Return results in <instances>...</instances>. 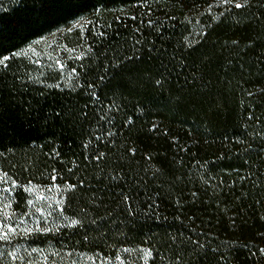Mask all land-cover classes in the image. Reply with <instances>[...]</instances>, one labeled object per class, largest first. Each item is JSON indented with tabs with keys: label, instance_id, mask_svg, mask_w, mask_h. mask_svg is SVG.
I'll list each match as a JSON object with an SVG mask.
<instances>
[{
	"label": "trees",
	"instance_id": "obj_1",
	"mask_svg": "<svg viewBox=\"0 0 264 264\" xmlns=\"http://www.w3.org/2000/svg\"><path fill=\"white\" fill-rule=\"evenodd\" d=\"M183 2L185 6L178 7L176 0H149L152 12L148 14L147 7L134 6L138 0H51L46 4L41 0H0V51L5 55L9 54L5 49L25 51V56L9 61L8 70L0 71V151L5 152L0 162L5 169L16 164L12 172L22 183L36 177H40L36 182L48 183L45 177L53 167L69 182L83 178L85 188L74 194L68 214L76 213L87 225L91 219L112 213L111 219L123 222L120 228L128 237L116 234L115 225L109 223L98 231L87 225L75 232L65 229L67 235H49L19 244H39L51 251L61 248L62 241L68 246L63 251L74 249V257L80 252L103 251L112 257V264H117L116 249L136 247L149 237L161 255L170 257L169 235L183 232L193 238L201 235L202 242L218 248L215 255L209 252V258L199 264H216L218 255L226 257L224 264H264V257L258 253L264 247L258 237L264 231V221L260 219L264 215V136L248 135L253 128H264V95H246V90L264 86V71H255L254 57L259 46L246 48V42L255 39L259 29L243 23L257 9H233L240 24L229 17L226 23L209 30L194 49H185L187 41L183 38L192 40L201 24L210 20L205 15L194 18L191 25L181 23L194 0ZM211 2L195 0L200 11ZM132 15L136 21L128 19ZM116 16L122 19L117 21ZM148 19L155 22L153 28L147 27ZM81 20L86 21L84 27L67 30ZM109 24L112 27H107ZM137 27L141 32H134ZM101 30L107 32L105 39L94 34ZM60 31L63 33L55 44L30 51L37 41ZM237 38L239 47L227 44ZM136 39L142 41L140 47H154L162 55L145 51L140 60L125 61L119 68L110 69L108 79L101 83L98 77L105 74L104 65L109 61L96 56L106 50L111 58L131 54ZM88 45L95 55H86L83 61L68 59L82 51L87 53ZM66 46L74 52L67 51ZM57 58L67 65L62 75L54 63ZM37 59L42 61L41 66L33 63ZM178 60H184L187 67L180 69ZM81 63L87 67L81 69ZM163 65L173 68V73L161 88L153 78H159ZM73 66L80 73L79 83L70 74ZM192 73H198L199 78L193 80ZM29 75L35 79L29 81ZM38 80L59 83L61 87H46ZM89 82L97 84L101 102L91 100L85 94L86 88L80 86ZM110 104L114 126L103 124L95 131L94 109L107 111ZM83 111L88 112L87 118L81 116ZM250 112L260 117L261 124L247 121ZM127 117H132L134 123L125 128L122 125ZM246 123L252 127H246ZM153 124L158 125L157 130L148 131ZM109 130L116 135L105 137L103 144L93 141L89 149H82L91 135ZM241 140L243 143L238 142ZM126 142L138 148L135 158L125 155L122 146ZM93 147L107 153L99 166L84 159ZM53 149L59 150L63 164L48 158ZM146 154L152 156L151 161L145 160ZM68 167L73 169L71 173ZM120 168L132 177L126 188L138 185L133 192L140 205L138 216L129 218L124 214L120 188L110 181L113 170ZM96 177L109 179L97 183ZM193 192L197 193L195 197ZM149 197L157 205L155 217L144 214ZM17 198L23 204L22 192ZM234 217L236 226L231 223ZM85 234L89 236L87 242ZM251 252L257 255L253 257ZM3 264L10 262L5 259ZM151 264L161 262L157 259Z\"/></svg>",
	"mask_w": 264,
	"mask_h": 264
},
{
	"label": "snow or ice",
	"instance_id": "obj_2",
	"mask_svg": "<svg viewBox=\"0 0 264 264\" xmlns=\"http://www.w3.org/2000/svg\"><path fill=\"white\" fill-rule=\"evenodd\" d=\"M49 2H51V0H41L42 4ZM153 2L160 3V0H153ZM176 4L178 7L185 6L183 0H176ZM134 6L147 7L148 14H151L152 12L149 0H138V3ZM252 7H255L257 11L252 13L250 17H246L243 23L251 25L254 29L258 28L259 31L256 32L255 39H249L246 42V48L254 49L259 46V50L254 57L256 65L255 71H264V11H262L264 10V0H212V2L208 3L207 7L204 8L203 11H200V6L197 5L194 0L192 7L188 9V14L185 15L184 20L181 21V23L191 25L194 18L203 17L205 15L209 17L210 22L206 25L201 24V30L194 34L192 40H189L187 36L183 38L187 41L184 45L185 49H194L196 45L201 43L203 38L208 34L209 30H211L215 25L226 23L229 17L235 24H240L241 21L237 19L236 15H233V9L243 10L246 8L251 9ZM214 9H219V11L214 12ZM169 18L171 19V17ZM115 19L120 21L122 17L116 16ZM128 19L136 21L137 17L132 15L128 17ZM199 22V19H197V23ZM89 23L91 24V21H89ZM140 23L141 26L144 25V21H141ZM154 24L155 22L153 20H147V27L153 28ZM107 27L110 28L112 25L109 24ZM69 31H71V29H69ZM156 31L159 33L158 28ZM134 32H141V28H135ZM94 34L99 39H105L107 37L106 30H101ZM116 35L119 36V33H116ZM189 35L193 34L190 32ZM37 43H39V41H37ZM141 44L142 41L140 39H136L132 44L135 51L131 54L123 56L116 55L114 58L107 55V50L99 53V55L96 56L97 59H99L100 56H103L104 59L109 62L104 65L105 74L100 75L98 80L102 83L108 79L107 74L109 70L119 68L125 61L131 62L134 60H140L145 51L149 54L156 52L157 54L162 55V53L154 47L144 49L140 47ZM227 44L239 47L240 41L238 38L232 39L227 42ZM0 48H2V45H0ZM66 50L74 52V49H68L67 46ZM4 51H8L9 54L5 55L3 54V51H0V71H6L10 68L9 61L20 59L25 56L24 49H20L19 51L5 49ZM57 51L60 50L57 49ZM112 51L115 52L116 49H112ZM86 55H95L91 45L87 46V53L82 51L80 55L70 56L68 59L83 61ZM33 63L38 66L42 65V61L39 59L33 61ZM54 63L57 66V71H59L62 75L63 70L67 67V65L59 58L55 59ZM177 63L180 69L187 67L184 60H178ZM80 66L81 69H85L87 67L83 63H81ZM240 67L243 68V65H240ZM49 68L51 69V65H49ZM163 68L164 70L159 73V78H153L154 84L160 86L161 88L169 81L173 73V68H170L167 65H163ZM248 71L250 74H254L253 70L249 69ZM70 74L75 77L77 79V83H79L80 73L77 72L75 66L71 67ZM40 75L44 76L45 73L41 71ZM176 75L179 76L180 73L177 72ZM192 76L193 80L199 78L198 73H192ZM16 79L19 80L20 77L16 75ZM28 79L29 81H32L35 78L29 75ZM38 82L45 84L46 87H61L59 83L54 85L47 84L45 80H38ZM80 86L82 88H86L85 94L88 95L91 100H95L98 103L101 102L96 91L97 84L95 82H89L86 85ZM246 95L249 97L264 95V86L255 88L254 90H246ZM180 99L181 98L178 97L177 101L179 102ZM87 107L88 105H85V108ZM112 107L113 105H108L107 111H104V109H94L96 116L95 131H99V129L103 127V124L114 126L115 118L109 115L112 111ZM116 111L119 112L120 109L116 108ZM101 112H104V115H100ZM56 115L59 116L60 113L57 112ZM81 116L83 118H87L88 112L83 111ZM247 121H255V124L257 125L261 124L260 117H256L254 113L251 112L247 117ZM133 123V118L127 117L122 126L128 128ZM246 127H252V125L246 123ZM157 128L158 125L153 124L148 131H156ZM253 133L258 136H264V128H253V132L248 133V135H252ZM115 135L116 133L110 130L100 132L98 135H91V138L87 141V143L82 144V149H89V147L93 145V141L97 142V145L103 144L105 142V137H113ZM238 142L243 143L242 140ZM110 143L114 144L115 141H110ZM173 143H177L175 138H173ZM122 147L125 150V155H129L131 158H135L138 153V148L127 142ZM8 151L12 150L9 149ZM106 156L107 153L100 152L96 147H93L92 153L89 156H85L84 159L92 160L96 162L97 166H99V162L104 160ZM0 157H5V152L0 151ZM48 158L51 160H60L61 164H63L61 154L57 149H53L51 153L48 154ZM144 158L148 161L152 160V156L150 154H146ZM76 166L77 168L80 167L78 163ZM17 167L18 166L13 163L9 164L8 169H5L3 163L0 162V264H3L5 259H8L10 264H89V262L90 264H112V257L103 251H94L92 254L80 252L78 253V257H74V249L63 251V249H67L68 246L63 244L62 241L61 248H53L51 251L46 250L39 244L36 246H25L23 244H19L20 241H36L41 238H46L49 235L54 238L58 235H67L64 231L65 229H71L75 232L78 229L86 228L87 225L93 226L91 230L98 231L102 227H106L109 223L115 225L116 234L119 236H125L126 238L128 237L127 233L122 231L120 228V225L123 222L113 221L111 219L112 213H108L106 217L91 219L87 222V225L83 219L77 218L76 213H73L72 215L68 214L70 203L74 198V194L77 190L85 188V180L83 178L76 180L74 183L69 182L64 180L62 173L58 172V170L53 167L51 168L48 177H45V179L49 181L48 183L43 184L36 182L40 179V177L29 178L26 183H22L12 172V170ZM23 171L29 172V169L24 168ZM67 171L71 173L73 169L68 167ZM113 171L115 174L110 176V181L116 182V187L120 188V192L118 194L120 197L119 202L125 205L124 214H126L129 218L138 216L139 212L137 211V208H139L140 205L136 204V197L133 195L135 187L138 185L133 183L132 187L126 188L125 185L132 181V177H130L123 168H120L119 170L114 169ZM252 175H255V173H252ZM95 179L97 183H100L102 179H109V177H96ZM205 183H207V181H205ZM254 186H258V184L254 182ZM21 192L23 193V204H21L20 200L17 198L18 194ZM196 195V192L192 193L193 197ZM237 199L239 200L240 197H237ZM148 200L150 202L147 204L144 214L146 216L155 217L158 215L156 212L157 205L155 201H152L151 197H149ZM256 203H260V201L257 200ZM133 204H136V208L133 207ZM80 211L84 212V209H80ZM236 216H239L238 212L236 213ZM176 219H180L179 216H177ZM188 219H192V217H189ZM260 219L264 221V215H261ZM128 223L132 224L133 221L129 219ZM231 223L233 226H236L235 217L232 219ZM125 227H127V225H125ZM258 237L261 241H264V231L258 233ZM83 239L87 242L89 240V236L85 234ZM168 239L171 241V244L168 245V249L172 254L170 257L167 254L161 255L157 250L156 245L150 243L151 237H149L142 244L137 245L136 247L127 246L121 249H116L114 259L119 261L120 264H135V261L133 260H125L121 255V252H123L125 254H129V256H131L132 253H137L139 255V259L143 261V264H151L152 261L157 259L161 262V264H163L166 260L167 264H199L200 260H207L209 258V252L213 255L218 252V248H210L209 244L202 242L201 235H197L193 238L191 235L185 236L183 232H178V234L169 235ZM9 248L11 250H9ZM21 249H23V254H21ZM258 253L261 257H264V247H260L258 249ZM250 254L253 257L257 255L256 252H251ZM225 261V256L218 255L216 264H224Z\"/></svg>",
	"mask_w": 264,
	"mask_h": 264
},
{
	"label": "rangeland",
	"instance_id": "obj_3",
	"mask_svg": "<svg viewBox=\"0 0 264 264\" xmlns=\"http://www.w3.org/2000/svg\"><path fill=\"white\" fill-rule=\"evenodd\" d=\"M86 21L85 20H81L77 23H75L74 25H72L71 27H69L67 30L69 29H73V28H82L84 27ZM63 31L57 32L52 34L51 36L39 41V43L34 44L31 48L30 51L34 52L35 50H37L39 47H44V46H48V45H52L55 44V42H57V40L59 39V37L62 35ZM125 260H133L135 261V264H143V261H141L139 259V255L137 253H132L131 256H129V254H125L122 253L121 254ZM117 264H120L119 261H117Z\"/></svg>",
	"mask_w": 264,
	"mask_h": 264
}]
</instances>
